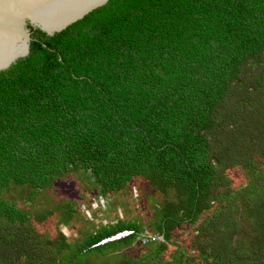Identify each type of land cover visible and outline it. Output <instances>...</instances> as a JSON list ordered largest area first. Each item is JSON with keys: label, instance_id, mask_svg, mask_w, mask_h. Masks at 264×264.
Masks as SVG:
<instances>
[{"label": "trees", "instance_id": "16d2710c", "mask_svg": "<svg viewBox=\"0 0 264 264\" xmlns=\"http://www.w3.org/2000/svg\"><path fill=\"white\" fill-rule=\"evenodd\" d=\"M31 48L0 72V196L14 183L38 191L80 170L105 196L143 179L165 196L152 232L163 254L171 231L212 209L218 179L212 223L246 198L253 240L246 248L222 235L184 264H264V0H108ZM232 168L244 170L245 184L232 185ZM73 208H62L65 225ZM33 217L0 201V220ZM124 230L132 233L98 244ZM141 233L132 221L105 223L47 264L132 246ZM11 236L0 237V264L21 261L18 248L22 263L40 264L26 230Z\"/></svg>", "mask_w": 264, "mask_h": 264}, {"label": "rangeland", "instance_id": "374dc122", "mask_svg": "<svg viewBox=\"0 0 264 264\" xmlns=\"http://www.w3.org/2000/svg\"><path fill=\"white\" fill-rule=\"evenodd\" d=\"M235 169L228 171L232 185L240 180L241 185L245 184L244 170L235 172ZM249 176L250 174L247 175ZM220 183L221 181L217 179V189L215 187L213 190L217 200L213 201L212 209L200 215L195 223L177 226L171 231L168 248L163 254H155V243L142 247L140 241L157 235L152 232L159 223V208L165 202V196L140 178L133 179L124 190L105 196L99 194L93 181L82 170L71 173L53 186L38 191H33L28 184L14 183L8 187L0 196V201L8 200L18 204L23 209L29 210V214L35 217L26 224L13 225L1 219L0 237H12V233L17 232L18 227L26 230L31 235L33 243L39 247L33 249L31 253L42 260L40 264H47L51 255L64 260V257L72 253L71 250L84 243L89 234L101 225L115 220L132 221L142 231L132 246H122L114 250L104 249L103 253H96L97 251L94 250L78 261L65 264H184L187 256L190 258L198 254L199 247H202L201 251L203 247L207 249L220 239L218 237L225 234L233 242H242L247 248L253 236V220L248 213L250 204L246 203V198L229 201L223 209L219 210L220 214L228 213L226 221L216 225L212 223L211 217L214 212L217 215L218 211L216 204L222 200L220 195L222 196L224 192V187ZM247 201L249 202V196ZM68 202L73 203L74 213L69 224L65 225L62 223L64 218L62 208ZM49 211L51 213L46 217L41 215ZM207 220L209 223L204 226ZM202 225L207 232L199 231ZM60 233L67 238V245L48 246L47 241L56 240ZM22 254L24 250L18 248L15 256L21 261L16 262L17 264H24Z\"/></svg>", "mask_w": 264, "mask_h": 264}, {"label": "water", "instance_id": "95a60500", "mask_svg": "<svg viewBox=\"0 0 264 264\" xmlns=\"http://www.w3.org/2000/svg\"><path fill=\"white\" fill-rule=\"evenodd\" d=\"M108 0H0V72L30 54L31 42L67 29Z\"/></svg>", "mask_w": 264, "mask_h": 264}, {"label": "built area", "instance_id": "2783aa9c", "mask_svg": "<svg viewBox=\"0 0 264 264\" xmlns=\"http://www.w3.org/2000/svg\"><path fill=\"white\" fill-rule=\"evenodd\" d=\"M132 233V230H124L122 232H119V233H116L115 235L111 236V237H108L106 239H103L101 240L98 244H103L104 242L106 241H111V240H115L117 238H120L122 236H125V235H128V234H131ZM162 239V236H160L159 234L153 236V237H149V238H146V239H142L140 241V245L142 247H145V246H148V245H151L159 240ZM97 245V244H96Z\"/></svg>", "mask_w": 264, "mask_h": 264}, {"label": "clouds", "instance_id": "9594fccd", "mask_svg": "<svg viewBox=\"0 0 264 264\" xmlns=\"http://www.w3.org/2000/svg\"><path fill=\"white\" fill-rule=\"evenodd\" d=\"M126 236V235H125ZM123 237V236H122ZM121 238V237H120ZM118 239V238H117Z\"/></svg>", "mask_w": 264, "mask_h": 264}]
</instances>
